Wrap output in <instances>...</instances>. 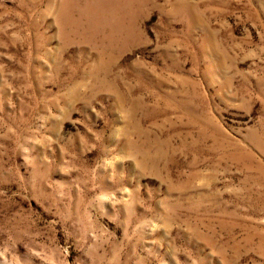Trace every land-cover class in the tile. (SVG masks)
Here are the masks:
<instances>
[{"label":"rangeland","instance_id":"obj_1","mask_svg":"<svg viewBox=\"0 0 264 264\" xmlns=\"http://www.w3.org/2000/svg\"><path fill=\"white\" fill-rule=\"evenodd\" d=\"M0 264H264V0H0Z\"/></svg>","mask_w":264,"mask_h":264}]
</instances>
